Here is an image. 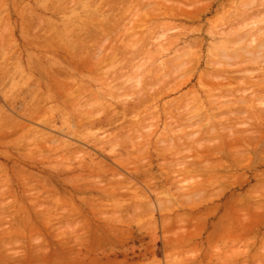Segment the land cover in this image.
Returning a JSON list of instances; mask_svg holds the SVG:
<instances>
[{
    "label": "rangeland",
    "instance_id": "1",
    "mask_svg": "<svg viewBox=\"0 0 264 264\" xmlns=\"http://www.w3.org/2000/svg\"><path fill=\"white\" fill-rule=\"evenodd\" d=\"M96 1L0 0V264H264V0Z\"/></svg>",
    "mask_w": 264,
    "mask_h": 264
},
{
    "label": "bare ground",
    "instance_id": "2",
    "mask_svg": "<svg viewBox=\"0 0 264 264\" xmlns=\"http://www.w3.org/2000/svg\"><path fill=\"white\" fill-rule=\"evenodd\" d=\"M94 1H96V0H94ZM116 1H117V0H116ZM160 1H161V0H160ZM252 1H253V0H252ZM261 1H262V0H261ZM96 2H97V1H96ZM103 2H104V1H103ZM231 2H232V1H231ZM262 2H263V1H262ZM262 2H261V3H262ZM113 3H114V2H113ZM116 3H117V2H116ZM174 3H175V2H174ZM176 3H178V2H176ZM249 3H250V2H249ZM253 3H254V1H253ZM261 3H258L259 6H260L259 8H261V5H260ZM62 4H63V3H62ZM92 4H93V3H92ZM92 4H91V5H92ZM123 4H124V3H122V5H123ZM179 4H180V3H179ZM179 4H178V6H179ZM118 5H119V4H118ZM118 5H117V6H118ZM120 5H121V4H120ZM172 5H173V4H172ZM62 6H63V5H62ZM93 6H94V4H93ZM93 6H92V7H93ZM123 6H126V5H123ZM123 6H122V7H123ZM178 6H177V7H178ZM246 6H247V5H246ZM250 6H251V5H250ZM109 7H110V6H109ZM118 7H119V6H118ZM149 7H150V4H149ZM248 7H249V6H248ZM69 8H70V7H69ZM110 8H111V7H110ZM56 9H58V8H56ZM111 9H112V8H111ZM178 9H179V8H178ZM241 9H242V8H240L239 10H241ZM101 10H102V9H101ZM122 10H123V9H122ZM152 10H153V9H152ZM61 11H62V9H61ZM108 11H109V10H108ZM157 11H158V10H157ZM250 11H251V10H250ZM55 12H58V11H55ZM151 12H152V11H151ZM229 12H230V11H229ZM259 12H260V15L258 16V15L256 14L255 16H257V17H254V18H256V20H259V19H260L259 17H262V18H263V16H264L263 11L260 10ZM152 13H153V12H152ZM159 13H160V12H159ZM262 13H263V14H262ZM149 14L151 15V13H149ZM229 14H230V13H229ZM242 14H243V13H242ZM254 14H255V13H254ZM150 15H149V16H150ZM226 15H227V14H226ZM243 15H244V14H243ZM151 16H153V15H151ZM227 16H228V15H227ZM245 16H246V15H245ZM250 16H252V19H253V15H250ZM228 17H229V16H228ZM228 17H227V18H228ZM247 17L249 18V16H247ZM247 17H246V18H247ZM231 18H232V14H231ZM231 18H230V19H231ZM192 19H194V18H192ZM232 19H233V18H232ZM252 19L249 18V19H248L249 22H252V21H253ZM228 20H229V18H228ZM248 20L246 19L245 21H248ZM108 21H109V20H108ZM230 21H231V20H230ZM254 21H255V19H254ZM245 23H246V22H245ZM106 24H107V23H106ZM123 24H124V22H123ZM246 24H247V23H246ZM255 24H256V23H255ZM103 25H105V24H103ZM243 25H244V23H243ZM243 25H242V26H243ZM126 26H127V24H126ZM247 26H248V25H247ZM247 26H246V27H247ZM105 27H106V25H105ZM107 27H109V26H107ZM127 27H128V26H127ZM237 27H238V26H237ZM240 27H241V26H240ZM240 27H239L238 29H240ZM98 28H99V27H98ZM128 28H129V27H128ZM228 28H229V27H228ZM231 28H232V27H231ZM244 28H245V26H244ZM122 29H124V28H122ZM125 29H126V28H125ZM125 29H124V30H125ZM226 29H227V28H226ZM229 29H230V28H229ZM233 29H234V28H233ZM235 29H237V28H235ZM242 29H243V28H242ZM98 30H101V29H98ZM124 30H123V31H124ZM126 30H127V29H126ZM227 30H228V29H227ZM230 30H231V29H230ZM232 31H234V30H231L230 32H232ZM257 31H262V33H263V28H262L261 30L259 29V30H257ZM87 32H88V30H87ZM89 32H91V31H89ZM102 32H103V31H102ZM121 32H122V31H121ZM121 32H120V33H121ZM124 32H125V31H124ZM124 32H122V33H124ZM226 32H227V31H226ZM230 32H229V33H230ZM96 33H97V32H96ZM96 33H95V34H96ZM220 33H221V30H220ZM222 33H223V31H222ZM93 34H94V33H93ZM93 34H92V35H93ZM124 34H125V33H124ZM124 34H123V35H124ZM218 34H219V33H218ZM223 34H224V33H223ZM242 34H243V33H242ZM244 34H245V33H244ZM257 34H258V32L256 33V35H257ZM260 34H261V32H260ZM263 34H264V33H263ZM53 35H54V34H53ZM118 35H119V34H118ZM251 35H252V34H251ZM80 36H81V35H80ZM96 36H97V35H96ZM96 36H95V37H96ZM99 36H100V35H99ZM242 36H243L242 39L240 38L241 36H240V37H237V36H236V38L233 37V38L236 39V40H227V41H229V43H230L231 41H233V43L236 41L235 44H237V43L240 42L241 40H245L244 38L247 37V36L245 37L244 35H242ZM252 36H253V35H252ZM81 37H82V36H81ZM102 37H103V36H102ZM120 37L122 38V36H120ZM253 37H254V36H253ZM253 37H252V38H253ZM88 38H89V37H88ZM93 38H94V37H93ZM103 38H104V37H103ZM237 38H240V39L238 40ZM95 39H96V38H94V40H95ZM108 39H109V38H108ZM246 39H247V38H246ZM57 40H58V39H57ZM85 40H86V39H85ZM87 40H88V39H87ZM92 40H93V39H92ZM94 40H93V41H94ZM99 40H100V39H99ZM129 40H130V38H129ZM250 40H251V38H250ZM89 41H90V40H89ZM89 41L87 42V44L89 43ZM225 41H226V40H225ZM227 41H226V42H227ZM245 41H247V40H245ZM262 41H263V40H260L261 44H260V42H258L260 45L258 44L259 46H258L257 48H261V49H262V47L264 46V45H262V43H264V42H262ZM77 42H78V40H77ZM243 42H244V41H243ZM248 42H249V43H250V42L252 43V41H248ZM95 43H96V41H95ZM216 43H217V42H216ZM231 43H232V42H231ZM231 43H230V44H231ZM233 43H232V44H233ZM117 44H118V43H117ZM121 44H122V43H121ZM232 44H231V45H232ZM235 44H233V45H235ZM96 45H97V44H96ZM126 45H127V44H126ZM244 45H245V44H244ZM246 45H247V44H246ZM248 45L250 46V44H248ZM248 45H247V48L249 47ZM251 45H252V44H251ZM261 45H262V47H261ZM93 46H95V45H93ZM121 46H124V45H121ZM124 47L126 48L127 46H124ZM244 47H246V46H244ZM251 47H252V46H251ZM79 48H80V47H79ZM89 48H90V47H89ZM93 48H94V47H93ZM97 48H98V47H97ZM116 48H117V46H116L115 48H113V49H116ZM247 48H246V49L244 48L243 50L245 51V50H247ZM99 49H100V48H99ZM250 49H251V48H250ZM252 49H253V48H252ZM261 49H259V51H260L259 53H261ZM84 50H85V49H84ZM84 50L82 49V51H84ZM87 50H88V49H87ZM111 50H112V47H111ZM123 50H124V49L122 48V51H123ZM238 50H239V49H238ZM241 50H242V48H241ZM241 50H240V51H241ZM243 50H242V51H243ZM254 50H256V49H254ZM257 50H258V49H257ZM262 50H263V49H262ZM112 51H113V50H112ZM118 51H119V50H118ZM122 51H121V52H122ZM187 52H188V51H187ZM187 52H184V55H182V54H183V53H182L180 56H183V57L186 56L185 54H186ZM246 52H247V51H246ZM250 52H251V51H250ZM257 52H258V51H256V53H257ZM79 53H81V52L79 51ZM113 53H114V51H113ZM113 53H111V54H113ZM118 53H119V52H118ZM124 53H125V52H124ZM127 53H128V52H127ZM232 53H233V52H232ZM234 53H235V52H234ZM240 53H241V52H240ZM98 54H99V53H97V55H98ZM187 54H188V53H187ZM215 54H216V53H215ZM243 54H244V53H243ZM245 54H246V53H245ZM250 54H251V53H250ZM117 55H118V54H117ZM127 55H128V54H127ZM136 55H137V54H136ZM222 55H225V54L222 53L220 56H222ZM229 55L232 57L231 54H229ZM235 55H237V54H235ZM254 55H255V53H254ZM256 55H257V54H256ZM256 55H255V56H256ZM89 56H90V54H89ZM94 56H95V55H94ZM111 56H112V55H111ZM111 56H110V57H111ZM124 56H125V55H124ZM187 56H188V55H187ZM255 56H254V57H255ZM77 57H78V56H77ZM98 57H99V55H98ZM98 57H97V58H98ZM110 57H109L108 59H110ZM119 57H120V56H119ZM121 57H123V56L121 55ZM125 57H126V56H125ZM176 57H178V56H176ZM224 57H225V56H224ZM248 57H249V55H248ZM252 57H253V56H252ZM254 57L252 58L253 60H254ZM95 58H96V57H95ZM115 58H116V57H115ZM128 58H131V56H129ZM132 58H133V57H132ZM132 58H131V59H132ZM178 58L180 59L181 57H178ZM178 58H177V59H178ZM220 58H221V60L223 59V57H220ZM226 58H227V57H225L224 60H227ZM232 58H233V57H232ZM232 58H231V59H232ZM234 58H235V56H234ZM234 58H233V59H234ZM236 58H237V57H236ZM244 58H245V57H244ZM246 58H247V57H246ZM92 59H93L92 61H97V60H94V58H92ZM125 59H127V57H126ZM177 59L175 58V60H177ZM179 59H178V60H179ZM196 59H197V58H196ZM231 59H228L226 62H231V61H233V60H231ZM237 59H238V58H237ZM99 60H100V59H99ZM117 60H118V59H117ZM121 60H122V59H121ZM128 60H129V59H128ZM229 60H230V61H229ZM235 60H236V59H235ZM246 60H248V59H246ZM249 60H250V59H249ZM249 60H248V61H249ZM253 60H251V62H252ZM130 61H131V60H130ZM130 61H129V62H130ZM222 61H223V60H222ZM248 61H247V62H248ZM98 62H100V61H98ZM104 62H105V61H104ZM131 62L133 63V61H131ZM131 62L129 63L130 65H132ZM169 62H170V61H169ZM169 62H168V63H169ZM194 62H196V65L198 64V63H197V62H198L197 60H195ZM194 62H190V63H194ZM233 62H234L233 64H235V61H233ZM90 63H91V62H90ZM190 63H189V64L187 63V64H188V65H191ZM231 63H232V62H231ZM253 63H254V62H253ZM133 64H134V63H133ZM172 64H173V63H172ZM187 64L185 63V65H187ZM236 64H237V62H236ZM168 65L170 66L171 64L169 63ZM183 65H184V64H182V67L185 68V65H184V66H183ZM206 65H209V64H206ZM219 65H220V64H219ZM231 65H232V64H231ZM132 66H133V65H132ZM132 66H131V68H132ZM178 66H179V65H178ZM192 66H194V65H192ZM214 66H215V65H214ZM216 66H217V65H216ZM222 66H223V65H222ZM226 66H227V65H225V67H226ZM235 66H237V65H235ZM235 66L233 65L234 68H236ZM125 67H126V66H125ZM134 67H135V66H134ZM170 67H171V68H170ZM170 67H169L170 69H173L172 66H170ZM175 67H176V66H175ZM180 67H181V66H179L178 69H179ZM182 67H181V68H182ZM187 67H188V66H187ZM217 67H218V66H217ZM223 67H224V66H223ZM225 67H224V68H225ZM229 67H232V66L228 65V67H226V68L228 69ZM233 67H232V68H233ZM239 67H241V66H239ZM214 68H215V67H214ZM218 68H219V67H218ZM132 69H133V68H132ZM135 69H136V68H135ZM170 69H169V70H170ZM118 70H119V69H118ZM118 70H117V71H118ZM122 70H123V69H121V71H122ZM176 70H177V69H176ZM176 70L173 69L172 71L177 72L178 70H177V71H176ZM180 70H181V69H180ZM242 70H243V69H242ZM121 71H120V72H121ZM133 71H134V70H133ZM249 71H250V70H249ZM8 72L10 73V71H8ZM8 72H7V73H8ZM156 72H157V70H156ZM178 72H179V71H178ZM192 72H193V71H192ZM247 72H248V70H247ZM122 73H124V70H123ZM187 73H188V72H187ZM187 73H186V74H187ZM190 73H191V72H190ZM190 73H189V74H190ZM202 73H203V72H202ZM154 74H155V73H153L152 76H154ZM156 74H157V73H156ZM168 74H169V73H168ZM171 74H173V73H171ZM175 74H176V73H175ZM189 74H188V75H189ZM206 74H207V73H206ZM115 75H116V73H115ZM169 75H170V74H169ZM207 75H208V74H207ZM218 75H219V74H218ZM225 75H226V74H225ZM225 75H224V76H225ZM3 76H5V75L3 74ZM111 76H112V75H111ZM117 76H118V75H117ZM122 76H125V75L122 74ZM126 76H128V75H126ZM155 76H156V75H155ZM181 76H183V75H181ZM209 76H210V75H209ZM213 76H214V75H213ZM213 76H211L210 79H213V78H214ZM220 76H221V75H220ZM224 76H223V77H224ZM244 76H246V75L244 74ZM113 77H114V76H113ZM166 77H167V76H166ZM184 77H185V76H184ZM212 77H213V78H212ZM218 77H219V76H218ZM2 78H3V77H1V79H2ZM116 78H117V77H115V79H116ZM118 78L121 79V78H120V75H119ZM150 78H151V76H150ZM153 78H154V77H153ZM179 78H181V77H179ZM206 78H208V76H207ZM220 78H221V77H220ZM220 78H217V79H220ZM224 78H226V76H225ZM244 78H245V77H244ZM112 79H113V78H111V80H112ZM119 79H118V82H121V80L119 81ZM165 79H166V78H165ZM165 79H162V80H165ZM175 79H178V78H175ZM222 79H223V78H222ZM222 79H220V80H221L222 82H224ZM233 79H234V78H233ZM247 79H248V78H247ZM260 79L262 80V78H260ZM42 80H43V79H42ZM109 80H110V79H109ZM147 80H148V79H147V77H146V81H147ZM215 80H216V79H214V81H215ZM235 80H236V78H235ZM248 80H249V79H248ZM37 81H38V80H37ZM148 81H149V80H148ZM158 81H159V80H158ZM226 81H227V80H226ZM162 82L164 83V81H162ZM162 82H160V83H162ZM248 82H253V81H250V80H249ZM116 83H117V80H116ZM146 83H147V82H146ZM153 83H154V82H153ZM160 83H159V86L162 85V84H160ZM228 83H229V82H228ZM37 84H38V83H37ZM120 84H121V83H120ZM149 85H150V84H149ZM143 86H144V85H143ZM167 86H168V85H167ZM126 87H127V86H126ZM145 87H146V86H145ZM147 87H148V85H147ZM149 87H150V86H149ZM160 87H161V86H160ZM61 88H62V87H61ZM128 88H129V87H128ZM130 88H132V86H131ZM130 88H129V89H130ZM153 88H154V87H153ZM165 88H166V87H165ZM62 89H63V88H62ZM64 89H65V88H64ZM133 89H134V88H133ZM133 89H132V91H133ZM149 89H151V88H148V90H149ZM126 90H127V91H131V90H128V89H126ZM153 90H154V89H153ZM233 90H234V89H233ZM25 91H26V90H25ZM63 91H64V90H63ZM75 91H76V90H75ZM123 91H124V90H123ZM123 91H122V92H123ZM144 91H145V90H144ZM216 91H217V90H216ZM216 91L213 90V92H216ZM218 91H219V90H218ZM234 91H235V90H234ZM69 92H70V91H69ZM133 92H134V91H133ZM138 92H139V91H138ZM140 92H142V91H140ZM152 92H153V91H152ZM209 92H210V91H209ZM240 92L243 93L244 91H240ZM70 93H71V92H70ZM115 93H116V92H115ZM117 93H118V92H117ZM123 93H124V92H123ZM146 93H147V92H146ZM154 93H155V92H154ZM237 93H238V92H236V94H237ZM24 94H26V93H24ZM67 94H69V93H67ZM124 94H125V93H124ZM134 94L136 95L137 93H134ZM141 94H142V93H141ZM147 94H148V93H147ZM224 94H227V93H224ZM38 95H40V94H38ZM69 95H70V94H69ZM122 95H123V94H122ZM129 95H130V94H129ZM131 95L133 96V94H131ZM137 95H138V94H137ZM139 95H140V94H139ZM148 95H149V94H148ZM234 95H235V94H234ZM244 95H245V94H244ZM256 95H257V94H256ZM150 96H151V95H150ZM153 96H154V94H153ZM155 96H157V94H156ZM190 96H191V95H190ZM247 96H248V95H247ZM254 96H255V95H254ZM39 97L41 98V96H39ZM78 97H79V96H78ZM118 97H120V96H116V98H118ZM139 97H140V98H138V100H139V99L142 100V96L140 95ZM191 97H192V96H191ZM242 97H243V95H242ZM79 98H80V97H79ZM81 98H82V96H81ZM81 98H80V99H81ZM144 98H145V97H144ZM188 98H189V97H188ZM188 98L186 99V97H185L186 100H188ZM231 98H232V97H231ZM231 98H230V99H231ZM80 99H79V100H80ZM212 99H214V98H212ZM223 99H224V98H223ZM223 99H221V100H223ZM233 99H234V98H233ZM233 99H232V100H233ZM8 100H9V99H8ZM37 100H38V98H37ZM39 100H40V99H39ZM39 100H38V102H39ZM141 100H140V101H141ZM150 100H151V98H150ZM208 100H210V99H208ZM214 100H215V99H214ZM217 100H220V99H217ZM224 100H225V99H224ZM235 100H236V99H234V101H235ZM237 100H238V99H237ZM35 101H36V100H35ZM142 101H143V100H142ZM146 101H147V100H146ZM138 102H139V101H138ZM189 102H190V101H189ZM208 102H209V101H208ZM217 102H218V101H217ZM239 102H240V101H239ZM254 102H255V101H254ZM10 103H11V102H10ZM36 103H37V101H36ZM140 103H141V102H140ZM210 103H211V102H210ZM7 104H8V103H7ZM184 104H185V103H184ZM212 104H214V102H213ZM259 104H260V103H259ZM172 105H173V104H172ZM186 105H187V107L189 106L188 104H186ZM241 105H242V104H241ZM260 105H262V104H260ZM7 106H9V104H8ZM11 106H12V105H11ZM184 106H185V105H184ZM247 106H248V105H247ZM0 107H1V106H0ZM187 107H186V108H187ZM186 108H184V110H185ZM182 109H183V108H182ZM195 109H196V108H195ZM21 110H22V109H21ZM31 110H32V109H31ZM169 110H170V109H169ZM169 110H168V111H169ZM191 110H192V109H191ZM236 110H237V109H236ZM132 111H133V109H132ZM242 111H243V110H242ZM21 112H22V111H21ZM135 112H136V111H135ZM173 112H174V111H173ZM26 113H27V111H26ZM26 113H25V114H26ZM176 113H177V112H176ZM180 113H181V112H180ZM180 113H178L179 118H180V117H183V115L185 114V113H184L183 115L181 114V116H180ZM190 113H191V112H190ZM202 113H203V112H202ZM234 113H235V111H234ZM236 113H238V112H236ZM17 114H18V113H17ZM21 114H22V113H21ZM31 114H32V113H31ZM227 114H228V113H227ZM6 115H7V112H6ZM231 115H233V114H231ZM231 115H230V116H231ZM236 115H237V114H236ZM236 115H235V116H236ZM241 115H242V112H241ZM261 115H262V114H261ZM27 116H28V115H27ZM29 116H31V115H29ZM131 116H132V113H131ZM176 116H177V115H176ZM228 116H229V115H228ZM228 116H227V117H228ZM238 116H239V114H238ZM132 117H133V116H132ZM167 117H168V119H169V116H167ZM222 117H223V116H222ZM224 117H225V116H224ZM224 117H223V118H224ZM232 117H233V116H231V118H232ZM240 117H241V116H239L238 118L240 119ZM218 118H220V116H218ZM218 118H217V119H218ZM125 119H126V118H125ZM154 119H155V118H154ZM170 119H171V118H170ZM181 119H182V118H181ZM116 120H117V119H116ZM127 120H128V119H127ZM142 120H144V119H142ZM145 120H146V119H145ZM145 120H144V121H145ZM202 120H203V119H202ZM209 120H210V119H209ZM232 120H234V119H232ZM122 121H124V119H123ZM129 121H130V120H129ZM146 121H147V120H146ZM179 121L181 122V120H178V122H179ZM200 121H201V119H200ZM229 121H231V120H229ZM93 122H94V121H93ZM117 122H118V121H117ZM124 122H125V121H124ZM150 122H152V121H150ZM235 122H236V121H235ZM235 122H234V123H235ZM114 123H115V121H114ZM121 123H122V122H121ZM125 123H127V122H125ZM129 123H130V122H129ZM132 123H134V122H132ZM141 123H142V125L144 126L143 122H141ZM145 123H147V122H145ZM172 123H174V122H172ZM175 123H176V122H175ZM226 123H227V122H226ZM229 123H230V122H229ZM12 124H13V123H12ZM181 124H182V122H181ZM232 124H233V123H232ZM14 125H15V123H14ZM16 125H17V123H16ZM131 125H132V124H131ZM167 125H168V124H167ZM172 125H173V124H171V125H169V126H172ZM177 125H178V124H177ZM182 125H183V124H182ZM196 125H197V124H196ZM196 125H195V126H196ZM180 126H181V125H180ZM185 126L187 127V125H185ZM188 126H189V125H188ZM195 126H194V127H195ZM197 126H198V125H197ZM225 126H226V124H225ZM1 127H2V125H1ZM3 127H4V126H3ZM128 127H129V125H128ZM145 127H148V126H145ZM145 127H144V128H145ZM189 127H191V126H189ZM189 127H187V128H189ZM192 127H193V126H192ZM192 127H191V128H192ZM125 128H126V127H125ZM125 128H124V129H125ZM182 128H183V127H182ZM182 128H180V129H182ZM184 128H185V127H184ZM187 128H186V129H187ZM226 128H228V127H226ZM5 129H6V128H5ZM8 129H9V128H8ZM8 129H6V130H8ZM122 129H123V128H122ZM177 129H178V128H177ZM180 129H179V130H180ZM211 130H212V129H211ZM211 130H208V131L210 132ZM228 130H229V129H228ZM118 131L120 132V131H122V130L119 129ZM185 131H186V130H185ZM212 131H213V130H212ZM209 132H208L207 134H210ZM216 132H217V131H216ZM219 132H220V131H219ZM114 133H115V132H114ZM134 133H135V132H134ZM116 134H117V133H116ZM120 134H121V133H119V135H120ZM135 134H136V133H135ZM146 134H147V133H146ZM211 134H212V133H211ZM211 134H210V135H211ZM230 134H231V133H230ZM243 134H244V133H243ZM243 134H242V135H243ZM127 135H128V134H127ZM203 135H204V133H203ZM231 135H233V134H231ZM249 135H250V133H249ZM252 135H253V134H252ZM117 136H118V135H117ZM188 136H189V135H188ZM192 136H193V135H192ZM208 136H209V135H208ZM244 136H247V135H244ZM123 137H124V135H123ZM140 137H141V136H140ZM146 137H147V135H146ZM193 137H194V136H193ZM205 137H206V136H205ZM248 137H249V136H248ZM251 137H252V136H251ZM253 137H254V136H253ZM111 138H112V137H111ZM116 138H117V137H116ZM136 138H138V136H136ZM189 138H190V136L188 137V139H189ZM203 138H204V137H203ZM203 138H202V139H203ZM246 138H247V137H246ZM126 139H128V138L126 137ZM204 139H205V138H204ZM230 139H231V138H230ZM230 139H229V140H230ZM111 140H114V138L111 139ZM122 140H123V139H122ZM206 140H208V139H206ZM206 140H205V141H206ZM243 140H245V139H243ZM247 140H248V139H247ZM252 140H254V138H253ZM178 141H179V140H178ZM217 141H218V140H217ZM224 141H225V140H224ZM250 141H251V140H250ZM110 142L113 143V141H110ZM114 142H115V140H114ZM126 142H127V141H126ZM126 142H125V143H126ZM202 142H203V141H202ZM227 142H228V141H227ZM178 143H179V142H178ZM194 143H195V142H194ZM194 143H193V141H192V144H194ZM209 143H210V141H209ZM209 143H207V144H209ZM212 143H213V142H212ZM214 143H216V142H214ZM253 143H254V142H253ZM113 144H114V143H113ZM198 144H199V142H198ZM200 144H202V143H200ZM200 144H199V145H200ZM205 144H206V143H205ZM168 145H169V144H168ZM168 145H167V147H168ZM195 145H197V143H196ZM122 146H123V145H122ZM122 146H121V147H122ZM172 146H174V145H172ZM177 146H178V145H177ZM181 146H182V145H181ZM219 146H220V145H219ZM179 147H180V145L178 146V148H179ZM197 147H199V146H197ZM200 147H201V146H200ZM200 147H199V148H200ZM170 148H171V147H170ZM175 148H176V147H175ZM201 148H203V147H201ZM210 148H211V147H210ZM126 151H128V150H126ZM140 151H141V150H140ZM192 151H193V150H192ZM194 152H195V151H194ZM177 153H179V152H176L175 154H177ZM235 153H236V152H235ZM235 153H233L232 155H234ZM239 153H240V152H239ZM247 153H248V152H247ZM126 154H127V152H126ZM180 154H182V152H180ZM237 154H238V153H237ZM244 154H245V153H244ZM244 154H243V155H244ZM128 155L130 156V151H129ZM141 155H142V154H141ZM232 155H231V156H232ZM238 155H239V154H238ZM238 155H237V156H238ZM247 155H248V154H247ZM129 156H128V157H129ZM172 156H173V155H172ZM208 156H209V155H208ZM235 156H236V155H235ZM128 157H127V158H128ZM174 157H177V156L174 155ZM222 157H224V156H222ZM243 157H245V156H242V158H243ZM116 158H118V157H116ZM125 158H126V157H125ZM125 158H124V159H125ZM127 158H126V159H127ZM220 158H221V157H220ZM237 158H238V157H237ZM126 159H125V161H126ZM240 159H241V158H240V155H239V160H240ZM173 161H174V159H173ZM178 161H179V160H178ZM234 161H235V160H234ZM237 161H238V160H237ZM237 161H236V162H237ZM174 162H175V161H174ZM176 164H177V161H176ZM193 165H194V164H193ZM187 166H189V165H187ZM190 166H192V164H191ZM196 166H197V165H196ZM206 166H208V165H206ZM199 167H200V166H199ZM208 167H209V166H208ZM191 168H193V167H191ZM191 168H189V169H191ZM197 168H198V166H197ZM205 168H206V167H205ZM201 169H203V168H201ZM223 169H224V168H223ZM226 169H227V168H226ZM191 170H192V169H191ZM197 170H198V169H197ZM221 170H222V169H221ZM170 171H171V170H170ZM172 171H173V170H172ZM172 171H171V172H172ZM221 174H222V173H221ZM167 175H169V174H167ZM170 176H172V175L170 174ZM170 176H169V177H170ZM205 176H206V175H205ZM224 176H225V175H224ZM224 176H223V177H224ZM226 176H227V175H226ZM226 176H225V177H226ZM172 177H174V176H172ZM199 177H200V176H199ZM201 178H202V177H201ZM199 179H200V178H199ZM223 179H224V178H223ZM225 179H226V178H225ZM170 180H171V179H170ZM219 180H220V178H219ZM198 182H199V181H198ZM201 183L203 184V182H201ZM118 184H119V183H118ZM204 184H205V183H204ZM135 188H136V187H135ZM196 192H197V191H196ZM196 192H195V194H196ZM198 193H199V192H198ZM136 194H137V191H136ZM168 194H169V193H168ZM200 194H201V193H200ZM248 194H249V193H248ZM231 250H232V249H231ZM223 251H225V250H223ZM218 252H219V251H218ZM220 252H221V251H220Z\"/></svg>",
    "mask_w": 264,
    "mask_h": 264
}]
</instances>
